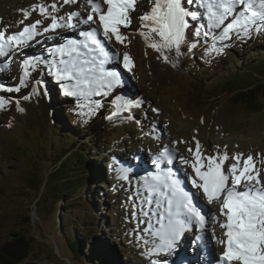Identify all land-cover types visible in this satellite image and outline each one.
Masks as SVG:
<instances>
[{
  "label": "rangeland",
  "instance_id": "1",
  "mask_svg": "<svg viewBox=\"0 0 264 264\" xmlns=\"http://www.w3.org/2000/svg\"><path fill=\"white\" fill-rule=\"evenodd\" d=\"M54 3L58 10L52 9L51 5ZM39 6H44L52 16L63 18L59 20L61 25L65 24L71 12H79V18H86L90 11L87 0L68 4L63 3V0H0V31H4L5 38L21 32L23 27L38 20L42 21L37 26L39 33L44 32L43 29L52 21L41 15ZM183 6L190 12H196L197 18L193 20L190 16L187 17L189 28L186 29L185 42L180 46L181 54L177 56L174 47L171 50L157 51L150 46L151 43L162 44L163 41L158 34L150 33V30L142 27L139 17L149 12L152 5L145 0H138L136 11L131 13L130 27L120 28L127 40L118 43L113 37L111 43L104 41L114 57L105 67L118 71L121 79L119 85L108 90L107 96L65 95L64 86L75 82L64 80L62 83L56 74V67H62L58 62L68 58L59 55L51 57L50 44L56 42L54 39L63 40L69 35L67 30L77 33L90 25L78 24L76 29L64 27L55 35L52 33L53 35L46 36L49 31L43 33L46 37L36 40L37 43L42 41L40 46L43 44L39 47V53L32 52L41 53V58L32 60L34 67L28 66L25 69L23 61L30 59V52L26 53L25 49H32L30 47L36 43L27 44L23 47L25 49L19 48L11 51L5 58H0V66L5 63L10 65L6 70L0 71V88L15 89L20 86L23 71L30 73L25 77L27 86L21 87L19 92L0 91V96L6 101V106L0 108V243L8 240L11 233L18 230L19 222L27 215L31 220V232L34 236L32 254L36 259L47 258L54 263L63 264L58 260V255H55L59 250H55L51 243L54 237L62 255L71 264H82L68 250L61 233L65 232V236L72 237L75 233L90 230L101 240L102 252L112 258L119 257L120 264H151L152 261L182 264L174 262L173 252L149 255L159 241L146 230L147 224L140 223L145 217L139 210L141 197L138 193L144 191L145 179L136 172H140L142 167L152 168V151L170 146L177 152V158L184 156L192 160V154L187 150H195L196 142L199 141L204 156L225 151L233 157L242 153L245 159L251 155L255 169L259 170L260 177L264 180V113L248 114L240 106H234L216 87L236 70H249L247 66L250 59L247 56L253 50L264 48V30H253L250 38L233 35L231 40L214 41L213 34L218 35L220 30L212 26V21L199 0L196 3L183 0ZM104 7L106 9L105 5ZM237 10L242 12L243 6L237 5ZM24 12L29 15L25 17ZM94 19L97 21L95 16ZM197 28L201 31L199 37L194 35ZM141 31L148 33L147 40L140 35ZM205 32L209 33L207 38L203 35ZM193 42L196 46L189 52V45ZM213 44L221 51L210 52ZM19 51L22 52L21 58L17 53ZM42 52L45 53L42 55ZM125 53L132 62L130 69L123 67ZM165 55L167 60L164 59ZM257 57L256 53L252 55V59ZM115 58L119 61H115ZM234 59L239 60L240 67L231 63ZM255 71L261 72V69L256 68ZM248 73L243 77L252 80V75ZM237 77L240 78L238 74ZM117 97L122 98L117 101L118 104L131 101L133 104L138 102V106L113 115L116 106L112 101ZM17 103L25 111H17ZM73 119L75 124L71 122ZM58 124H61L64 137L66 134L80 137L76 139L74 148L89 138L90 132L87 130L92 129L100 142L97 148L90 146L88 154L93 156L92 162L97 171L103 170L104 175L100 181L88 184L86 194L79 200V208L66 210L64 213L61 209L45 213L42 208L52 199L47 193L49 188L36 207V189L40 194L41 188L34 185L35 190H31L25 181L35 167H39V174L43 178V161L56 158L57 149L54 145L51 146V134ZM61 138L63 137L54 140L56 142ZM178 141L187 143H174ZM45 154L47 156L44 158ZM178 163L183 165H180L182 171L195 177L189 165L182 164L180 159ZM233 163L236 160L229 159L224 167ZM122 168L131 169L127 179L118 178ZM184 179L187 183L190 182L187 176ZM122 188L129 190V196L125 195ZM117 192L121 193L118 195ZM197 194L204 199L202 192ZM214 213L216 211L213 208V216ZM61 217L66 229L57 228ZM77 220L84 225L77 224ZM152 224V231L159 227L155 217L152 218ZM222 234L223 230L221 236ZM40 237L41 240L37 239ZM213 238L209 233V243ZM182 243L186 247V243ZM213 244L215 253L219 256L222 246L218 242L217 248L215 239Z\"/></svg>",
  "mask_w": 264,
  "mask_h": 264
},
{
  "label": "snow or ice",
  "instance_id": "2",
  "mask_svg": "<svg viewBox=\"0 0 264 264\" xmlns=\"http://www.w3.org/2000/svg\"><path fill=\"white\" fill-rule=\"evenodd\" d=\"M76 2L78 0H63L65 4ZM137 2L138 0H87L90 11L86 18H79V12H71L63 25L59 23L63 18L52 16L44 6H39L41 15L52 21L43 29L44 32L55 31L58 27L75 28L78 24L91 26L97 23L94 16L98 17V26L80 32L85 39L80 42H70L67 46L68 59H61L58 62L62 66L56 67L60 81L75 82L64 86L65 95L107 96L108 90L121 83L120 73L105 67L112 59V54L106 49L104 41L111 43L113 37L118 43L127 40L120 28L130 27L131 13L136 11ZM148 2L152 5L150 11L139 17L142 27L149 28L150 33L158 34L163 41L162 44L151 43L150 46L157 51L171 50L174 47L176 55L179 56L180 46L185 42L186 29L189 28L187 17L190 16L195 20L197 13L188 11L183 6V0H148ZM187 2L196 3L197 0H187ZM199 4L206 7L212 26L220 30L218 35L213 34L214 41L231 40L233 35L238 38L242 36L250 38L253 30L257 32L264 30V0H199ZM104 5L107 6L106 9ZM237 5H242L244 10L238 12ZM51 7L54 11L58 10L55 3ZM24 15L27 17L29 13L24 12ZM73 19H77V23H72ZM41 23L42 21H35L23 27L21 32L7 35L6 38L4 31H0V56H8L14 48H23L28 41L40 34L37 26ZM140 35L147 40L148 33L141 31ZM194 35L196 37L201 35L199 28L195 29ZM203 35L207 38L209 33L205 32ZM101 36L103 40L100 39ZM195 46V42L190 44L188 51L191 52ZM209 51L219 52L221 49H217L213 44ZM61 52L63 54V50ZM164 59L167 60L168 57L165 55ZM131 64L129 55L125 53L123 67L130 69ZM23 66L25 69L28 66L34 67L32 59L24 60ZM8 67L9 64L5 63L0 66V71ZM29 75L30 73L24 70L19 87L0 88V91L19 92L21 87L27 86L25 77ZM33 91L35 92L36 89ZM121 99L117 97L112 101L116 106L113 115H118L120 111L132 106H138V102L133 104L131 101L118 104L117 101ZM5 106V98L0 96V108ZM17 111L23 112L25 109L17 103ZM174 143H187V141ZM187 151L192 154V160L184 156H180L179 159L182 164L189 165L195 173V177L189 176L192 187L197 192L203 193L207 202L205 207L216 203L224 219L219 220L204 212L195 202L194 194L180 186V182L173 177L171 170L157 174L149 173L143 185L144 191L138 193L141 197L139 210L145 217L140 223L147 224L146 230L159 241L155 248L150 250L149 255L172 252L177 247L182 234L190 227L197 231H205L209 222H214L219 224L226 237L218 241L224 245L218 264H264V180L261 179L259 170L255 169L253 157L249 155L245 159L242 153L233 157L226 151L218 152L213 156H204L199 141L196 142L195 150L189 148ZM175 159L174 153L165 148L152 163L159 168L161 163L171 165ZM229 159H235L236 163L225 168L224 165ZM130 171V168H122L118 178L127 179ZM153 217L159 225L154 231H152ZM213 237L215 238V229H213ZM196 239L200 240L201 237L197 236ZM151 264H164V262L152 261Z\"/></svg>",
  "mask_w": 264,
  "mask_h": 264
},
{
  "label": "trees",
  "instance_id": "3",
  "mask_svg": "<svg viewBox=\"0 0 264 264\" xmlns=\"http://www.w3.org/2000/svg\"><path fill=\"white\" fill-rule=\"evenodd\" d=\"M264 48H259L249 52L248 58L250 59L248 68L243 70H236L234 74L229 75L223 83L216 86L219 93H222L234 106H240L248 114H261L264 113ZM256 53L257 59L252 55ZM239 60L234 59L231 63L235 67H240ZM253 68V70H252ZM260 68L261 72L255 71ZM249 72V73H248ZM246 73L252 75V80H247L243 77ZM237 74L240 76L237 77ZM215 87V88H216ZM219 95V94H218ZM75 124V120H71ZM61 125V124H60ZM59 124L56 125L51 136V146L54 145L56 150V158L54 160L43 161L45 168V175L41 178L39 174V167H35L32 174L26 177L25 183L28 188L35 190L34 185L41 188L40 194L36 189L35 206H39L42 196L47 193L52 198L51 202L42 209L45 213L56 212L61 209L64 213L66 210H73L79 208L81 205L79 200H82L84 194L88 190V184L98 182L103 178V170L97 171L94 161L88 154L90 146L98 147L100 142L97 139L92 129L89 128V138L85 142H81L78 147L74 148L76 139H80L76 134L63 135V131ZM84 133V132H81ZM59 137H63L60 140ZM69 139H71L69 141ZM89 145H88V144ZM47 154L44 155V158ZM105 184V183H104ZM123 191L126 192L129 190ZM121 192H117L119 195ZM40 195V196H39ZM83 196V197H82ZM78 204V206H75ZM57 228L66 229L62 217L57 222ZM79 225H84L80 220L76 221ZM31 220L29 216L22 217L18 225V230L12 232L9 239L0 243V264H36L35 255L32 254V243L34 236L31 232ZM62 239L65 241L68 250L73 253L82 264H120V258H112L101 250V240L90 232L84 230L73 234L72 237L65 236V232L61 233Z\"/></svg>",
  "mask_w": 264,
  "mask_h": 264
},
{
  "label": "bare ground",
  "instance_id": "4",
  "mask_svg": "<svg viewBox=\"0 0 264 264\" xmlns=\"http://www.w3.org/2000/svg\"><path fill=\"white\" fill-rule=\"evenodd\" d=\"M145 2L146 3H148V0H145ZM203 8V7H202ZM236 8H237V6H236ZM82 16H83V14H82ZM75 19H73L72 20V23H74L75 24ZM64 27H61V28H56L55 29V31H49L50 33L49 34H46V36L47 35H55V33L56 32H58L59 30H61V29H63ZM69 28V27H68ZM71 28V27H70ZM75 29H76V27H75ZM146 30H149V28H146ZM39 31V30H38ZM67 32L70 34V32H72V31H68L67 30ZM43 33H45V32H42V33H40L39 35H36L35 36V38L34 39H32V40H30V41H28V43L27 44H35L36 43V45H32L30 48H32V49H29V48H27V49H25V48H23V49H25L26 50V52L28 51V52H30L29 54H31L32 52H34L35 51V53H39V51H40V48L39 47H41L39 44H40V42H42V41H40L39 43H37L36 42V40H38V39H40V40H43V38H45L46 36H44L45 34H43ZM53 33V34H52ZM57 34V33H56ZM42 36H44V37H42ZM105 43V42H104ZM26 44V45H27ZM25 45V46H26ZM65 46H67V44H65ZM105 47H106V49L112 54V52L109 50V47L108 46H106L105 45ZM17 51L18 49L17 48H14L12 51ZM56 50H59L58 48H56ZM33 54V53H32ZM37 56H41V53L40 54H36ZM113 57V56H112ZM0 58H5V56H0ZM29 58H36V57H29ZM114 58V57H113ZM115 61H119L118 60V58L116 59L115 58ZM1 62V61H0ZM1 64H2V62H1ZM9 67H10V65H9ZM12 68V67H11ZM12 73H13V71H12ZM174 147V146H173ZM168 149H170L173 153H174V155H175V157H176V163H178V160H179V158H177L178 157V155H177V152L176 151H173V149L169 146V148ZM153 156L154 157H156L158 154H160V151H158L157 149L156 150H154L153 151ZM153 157V158H154ZM152 158V159H153ZM153 164V163H152ZM154 165V164H153ZM180 163H178V168L176 169V170H174V171H171V173H172V175H173V177L175 178V179H177L179 182H180V186L181 187H183L184 188V190L185 191H189V190H187V189H185V187L183 186V181H185L184 180V175L185 176H192L193 177V175L192 174H190V173H188L187 174V172H185V171H183L182 172V174L180 173V171L179 170H181L180 168H181V166L183 167V165H181ZM160 167L161 168H163V169H165L166 171H168V169H167V167L165 166V165H160ZM142 170L144 169L143 167L141 168ZM182 171V170H181ZM212 205V204H211ZM215 217H217L219 220H223L224 218L221 216V215H217L216 214V216ZM218 226V225H217ZM213 229H215V241H219V237L217 236L218 235V232H219V227H215V223H213V222H209V224H208V226H207V228H206V230L205 231H203L205 234H207V236H208V243L210 242L209 241V233L210 234H212L213 235ZM198 232H202V231H198ZM196 235V234H195ZM226 237H222L221 238V240L222 239H225ZM182 241L184 242V243H186V247L185 246H183V243H182ZM188 237H182L180 240H179V242H178V245H177V247L175 248V250H173L172 252V254L174 255V257H175V260H174V262H180V263H182V264H196L197 262H199V263H201V261H203V264H209V262H210V260L206 257V253H208L207 251L206 252H202V250L204 249V245H202V244H204V243H201V244H199V245H197L195 248V251H194V249H192V251H194V255H192L191 253H189V249H188V246L187 245H189L188 244ZM218 243V242H217ZM210 244V243H209ZM211 245V244H210ZM217 245V244H216ZM222 246V245H221ZM210 248V247H209ZM217 248H218V246H217ZM222 248V250L219 252L220 254H219V256H218V259H219V261H220V256H221V253L224 251V246L223 247H221ZM211 249V248H210ZM171 253V252H170ZM188 253V254H187ZM189 258H190V261H189ZM214 258H215V256H214ZM183 262H182V261Z\"/></svg>",
  "mask_w": 264,
  "mask_h": 264
},
{
  "label": "water",
  "instance_id": "5",
  "mask_svg": "<svg viewBox=\"0 0 264 264\" xmlns=\"http://www.w3.org/2000/svg\"><path fill=\"white\" fill-rule=\"evenodd\" d=\"M34 205H35V203H34ZM37 239H39V240H41V237L40 238H37ZM51 243L54 245V249L55 250H59V252H56L55 253V255H58V260H61L62 262H63V264H71V261L65 256V255H62V253H61V249H60V247L58 246V242L56 241V239L53 237L52 239H51ZM57 248V249H56ZM57 250V251H58ZM60 253V254H59ZM63 256V257H62ZM35 263L36 264H58V263H54V262H52L51 260H48L47 258H45V259H36L35 258Z\"/></svg>",
  "mask_w": 264,
  "mask_h": 264
}]
</instances>
